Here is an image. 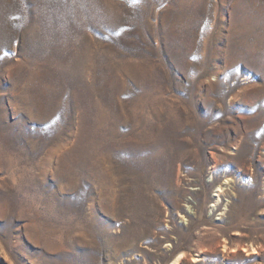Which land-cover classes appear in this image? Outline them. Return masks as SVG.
<instances>
[{"label":"rangeland","instance_id":"374dc122","mask_svg":"<svg viewBox=\"0 0 264 264\" xmlns=\"http://www.w3.org/2000/svg\"><path fill=\"white\" fill-rule=\"evenodd\" d=\"M0 264H264V0H0Z\"/></svg>","mask_w":264,"mask_h":264},{"label":"bare ground","instance_id":"6f19581e","mask_svg":"<svg viewBox=\"0 0 264 264\" xmlns=\"http://www.w3.org/2000/svg\"><path fill=\"white\" fill-rule=\"evenodd\" d=\"M214 197H215L216 201H219V199H220V193L215 194Z\"/></svg>","mask_w":264,"mask_h":264}]
</instances>
